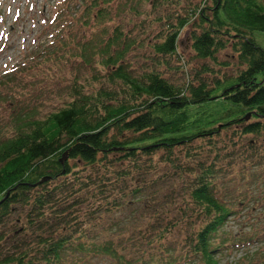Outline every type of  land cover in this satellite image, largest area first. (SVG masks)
I'll return each instance as SVG.
<instances>
[{
	"label": "trees",
	"instance_id": "trees-1",
	"mask_svg": "<svg viewBox=\"0 0 264 264\" xmlns=\"http://www.w3.org/2000/svg\"><path fill=\"white\" fill-rule=\"evenodd\" d=\"M83 5L77 49L93 68L66 107L44 118L17 111L13 133L0 135V264H72L70 254L91 251L131 264L111 240L86 243L99 236L86 231L94 222L128 223L132 245L148 239L134 264H220L227 246L253 242L215 240L233 214L226 185L264 170V50L254 39L264 0ZM188 27L191 62L180 50ZM227 49L240 67L231 74L218 60ZM173 231L184 233V257L166 243Z\"/></svg>",
	"mask_w": 264,
	"mask_h": 264
},
{
	"label": "rangeland",
	"instance_id": "rangeland-1",
	"mask_svg": "<svg viewBox=\"0 0 264 264\" xmlns=\"http://www.w3.org/2000/svg\"><path fill=\"white\" fill-rule=\"evenodd\" d=\"M91 1L0 0V135L8 137L13 133L12 121L17 111L32 109L36 111L35 115L44 118L47 112L66 107L71 102L75 81L79 83L93 68L82 69L77 49L79 35L88 29L83 24L82 7H85L84 3L90 5ZM190 30L188 27L186 32H182L180 48L189 62L191 57L183 46L188 41ZM254 39L264 50V33H255ZM218 60L230 64L231 67L223 71L227 74L240 68L238 59H232L229 49L221 51ZM245 172L242 171L243 177L234 178L225 187L224 200L233 214L219 230L215 243L225 239L226 244L234 242L239 246L240 241L249 237L253 242L240 244L239 250L227 246L225 252L217 256L220 264H264V170L257 168L253 172ZM144 214L140 212L133 218ZM96 223L86 231L99 236L86 243L111 240L120 252L121 248L127 250L121 253L132 261L131 264L140 262L139 258L146 253L148 239L132 245L129 240L123 242L124 237L134 230L128 223L119 228L104 224L102 227ZM183 238L184 233L179 231H173L166 237V243L172 244L173 249L177 248L173 254L178 258L184 257L188 251ZM70 255L73 258L67 257V263L108 264L106 259L92 251ZM167 256L160 251L161 261H165ZM110 264L118 263L113 261Z\"/></svg>",
	"mask_w": 264,
	"mask_h": 264
},
{
	"label": "water",
	"instance_id": "water-1",
	"mask_svg": "<svg viewBox=\"0 0 264 264\" xmlns=\"http://www.w3.org/2000/svg\"><path fill=\"white\" fill-rule=\"evenodd\" d=\"M248 119V117L246 118V120Z\"/></svg>",
	"mask_w": 264,
	"mask_h": 264
}]
</instances>
